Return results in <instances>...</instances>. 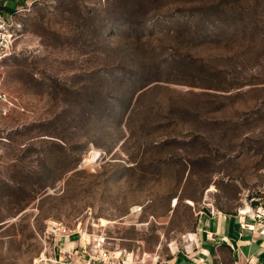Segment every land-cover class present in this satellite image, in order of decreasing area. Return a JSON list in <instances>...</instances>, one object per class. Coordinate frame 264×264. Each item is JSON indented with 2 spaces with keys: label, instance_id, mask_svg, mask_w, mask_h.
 Segmentation results:
<instances>
[{
  "label": "rangeland",
  "instance_id": "374dc122",
  "mask_svg": "<svg viewBox=\"0 0 264 264\" xmlns=\"http://www.w3.org/2000/svg\"><path fill=\"white\" fill-rule=\"evenodd\" d=\"M6 5L0 264L52 252L55 222L158 264L202 211L264 219V0Z\"/></svg>",
  "mask_w": 264,
  "mask_h": 264
},
{
  "label": "crops",
  "instance_id": "0c3cea01",
  "mask_svg": "<svg viewBox=\"0 0 264 264\" xmlns=\"http://www.w3.org/2000/svg\"><path fill=\"white\" fill-rule=\"evenodd\" d=\"M4 2L13 9L28 0H0L3 10ZM258 212L202 211L190 244L158 264H264V219ZM61 242L63 246L77 245V236Z\"/></svg>",
  "mask_w": 264,
  "mask_h": 264
},
{
  "label": "built area",
  "instance_id": "2783aa9c",
  "mask_svg": "<svg viewBox=\"0 0 264 264\" xmlns=\"http://www.w3.org/2000/svg\"><path fill=\"white\" fill-rule=\"evenodd\" d=\"M18 31L19 24L16 19L4 14V10L0 8V59L14 53ZM49 230L56 237L54 249L42 255L33 264H137L131 252L113 248L105 233L72 230L57 222L53 223ZM72 236H77V245L60 244L61 239L64 244Z\"/></svg>",
  "mask_w": 264,
  "mask_h": 264
}]
</instances>
